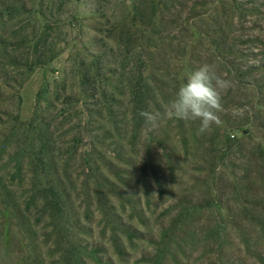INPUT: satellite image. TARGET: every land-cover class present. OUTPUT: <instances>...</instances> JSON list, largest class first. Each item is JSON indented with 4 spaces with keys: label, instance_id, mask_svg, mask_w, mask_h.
<instances>
[{
    "label": "rangeland",
    "instance_id": "rangeland-1",
    "mask_svg": "<svg viewBox=\"0 0 264 264\" xmlns=\"http://www.w3.org/2000/svg\"><path fill=\"white\" fill-rule=\"evenodd\" d=\"M0 264H264V0H0Z\"/></svg>",
    "mask_w": 264,
    "mask_h": 264
},
{
    "label": "clouds",
    "instance_id": "clouds-1",
    "mask_svg": "<svg viewBox=\"0 0 264 264\" xmlns=\"http://www.w3.org/2000/svg\"><path fill=\"white\" fill-rule=\"evenodd\" d=\"M231 86V81L218 74L214 65L205 63L188 74L163 113L142 110L139 116L146 126L153 128L162 118L199 120L198 132L204 134L213 124L221 123L218 113L223 110L222 93Z\"/></svg>",
    "mask_w": 264,
    "mask_h": 264
},
{
    "label": "trees",
    "instance_id": "trees-1",
    "mask_svg": "<svg viewBox=\"0 0 264 264\" xmlns=\"http://www.w3.org/2000/svg\"><path fill=\"white\" fill-rule=\"evenodd\" d=\"M7 12V11H6ZM8 14V17H10V18H12L13 17V12L10 10V9H8V12H7ZM35 53V52H34ZM34 55H36V54H34ZM37 58V57H36ZM43 60H41V59H39V57L35 60H32V62L30 63V64H27V65H31V66H36V65H41V64H43V62H42Z\"/></svg>",
    "mask_w": 264,
    "mask_h": 264
}]
</instances>
